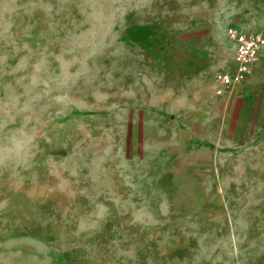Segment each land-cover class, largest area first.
<instances>
[{
  "label": "rangeland",
  "instance_id": "obj_1",
  "mask_svg": "<svg viewBox=\"0 0 264 264\" xmlns=\"http://www.w3.org/2000/svg\"><path fill=\"white\" fill-rule=\"evenodd\" d=\"M220 1L0 0V264H264V154L171 179L139 127Z\"/></svg>",
  "mask_w": 264,
  "mask_h": 264
},
{
  "label": "crops",
  "instance_id": "obj_2",
  "mask_svg": "<svg viewBox=\"0 0 264 264\" xmlns=\"http://www.w3.org/2000/svg\"><path fill=\"white\" fill-rule=\"evenodd\" d=\"M220 3L217 16L209 12L201 26L171 34L166 48H150L164 75L147 86L154 97L141 103L139 127L163 131L155 151L171 179L176 171L194 178L218 172L224 158L264 154V50L245 80L216 90L217 74L238 68L229 28L264 33V0Z\"/></svg>",
  "mask_w": 264,
  "mask_h": 264
},
{
  "label": "built area",
  "instance_id": "obj_3",
  "mask_svg": "<svg viewBox=\"0 0 264 264\" xmlns=\"http://www.w3.org/2000/svg\"><path fill=\"white\" fill-rule=\"evenodd\" d=\"M229 39L234 44L233 57L238 64L236 74L227 72L218 73L216 79L219 86L218 93L232 86L235 82L243 81L250 73L252 65L257 61L259 54L264 50V33L243 32L236 28H229Z\"/></svg>",
  "mask_w": 264,
  "mask_h": 264
}]
</instances>
